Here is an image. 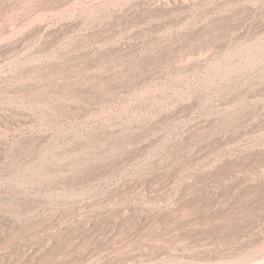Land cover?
Masks as SVG:
<instances>
[{"label":"rangeland","instance_id":"rangeland-1","mask_svg":"<svg viewBox=\"0 0 264 264\" xmlns=\"http://www.w3.org/2000/svg\"><path fill=\"white\" fill-rule=\"evenodd\" d=\"M0 264H264V0H0Z\"/></svg>","mask_w":264,"mask_h":264}]
</instances>
